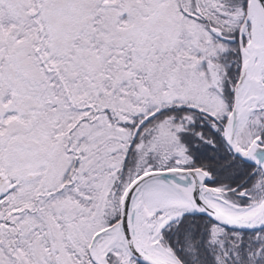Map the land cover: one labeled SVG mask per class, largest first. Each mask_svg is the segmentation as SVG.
Here are the masks:
<instances>
[{
    "label": "snow or ice",
    "instance_id": "obj_1",
    "mask_svg": "<svg viewBox=\"0 0 264 264\" xmlns=\"http://www.w3.org/2000/svg\"><path fill=\"white\" fill-rule=\"evenodd\" d=\"M0 264H264V0H0Z\"/></svg>",
    "mask_w": 264,
    "mask_h": 264
}]
</instances>
